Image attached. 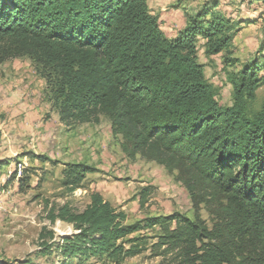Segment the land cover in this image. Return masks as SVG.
Masks as SVG:
<instances>
[{
	"label": "trees",
	"instance_id": "1",
	"mask_svg": "<svg viewBox=\"0 0 264 264\" xmlns=\"http://www.w3.org/2000/svg\"><path fill=\"white\" fill-rule=\"evenodd\" d=\"M236 25L206 8L169 37L147 0H0V63L29 58L61 121L106 117L127 157L157 162L197 207H215L212 227L198 213L148 218V227L160 229L150 243L147 235L127 238L140 225L121 224L95 195L82 213L63 207L51 214L79 230L57 246L66 260L58 264L92 257L124 264L145 250L160 264H264V99L254 107L264 66L253 61L229 74L233 102L224 105L197 47L202 37L209 54L229 49ZM67 166L71 187L94 171L85 163ZM19 173L21 183L29 181L27 169L16 167L4 187Z\"/></svg>",
	"mask_w": 264,
	"mask_h": 264
},
{
	"label": "rangeland",
	"instance_id": "2",
	"mask_svg": "<svg viewBox=\"0 0 264 264\" xmlns=\"http://www.w3.org/2000/svg\"><path fill=\"white\" fill-rule=\"evenodd\" d=\"M147 3L159 16L161 28L169 37L177 36L192 16L206 8L238 23L230 48L217 54L207 53L206 40L198 38L199 61L206 78L218 88L221 104L233 102L229 74L238 73L253 61L264 66L262 0H147ZM45 88V80L29 58H10L0 63V264L66 261L57 246L79 230L59 217L52 221L51 214H57L63 207L71 213H82L95 195L109 203L121 224L140 225L127 238L147 235L150 243L155 241L152 236L160 229L148 227L147 219L174 212L191 218L198 213L213 226L216 214L210 210L215 207L210 203L197 207L186 187L157 162L140 155L127 157L121 149L122 136L113 132L106 117L102 116L98 123L63 122L47 100ZM263 99L264 84L257 90L256 109ZM73 163L94 167L78 187L64 183V170ZM16 167L27 169L29 181L21 183L18 179L23 173H19L4 187L3 177L11 175ZM46 243L52 245L50 250H46ZM160 261V257L145 250L127 258L124 264H160ZM73 264L107 262L92 257Z\"/></svg>",
	"mask_w": 264,
	"mask_h": 264
},
{
	"label": "crops",
	"instance_id": "3",
	"mask_svg": "<svg viewBox=\"0 0 264 264\" xmlns=\"http://www.w3.org/2000/svg\"><path fill=\"white\" fill-rule=\"evenodd\" d=\"M167 36H169V34L167 32H165Z\"/></svg>",
	"mask_w": 264,
	"mask_h": 264
}]
</instances>
